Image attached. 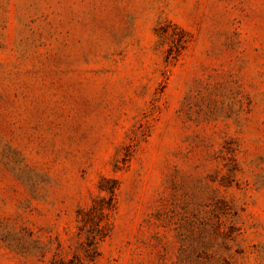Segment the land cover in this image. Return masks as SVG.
Masks as SVG:
<instances>
[{
    "label": "rangeland",
    "instance_id": "1",
    "mask_svg": "<svg viewBox=\"0 0 264 264\" xmlns=\"http://www.w3.org/2000/svg\"><path fill=\"white\" fill-rule=\"evenodd\" d=\"M0 264H264V0H0Z\"/></svg>",
    "mask_w": 264,
    "mask_h": 264
},
{
    "label": "trees",
    "instance_id": "2",
    "mask_svg": "<svg viewBox=\"0 0 264 264\" xmlns=\"http://www.w3.org/2000/svg\"><path fill=\"white\" fill-rule=\"evenodd\" d=\"M112 193H113V191H111ZM113 200V196H110V201H112Z\"/></svg>",
    "mask_w": 264,
    "mask_h": 264
}]
</instances>
